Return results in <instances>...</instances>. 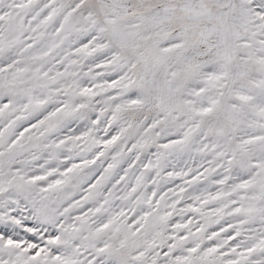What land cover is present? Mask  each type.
Masks as SVG:
<instances>
[{
  "label": "snow or ice",
  "instance_id": "obj_1",
  "mask_svg": "<svg viewBox=\"0 0 264 264\" xmlns=\"http://www.w3.org/2000/svg\"><path fill=\"white\" fill-rule=\"evenodd\" d=\"M0 264H264V0H0Z\"/></svg>",
  "mask_w": 264,
  "mask_h": 264
}]
</instances>
